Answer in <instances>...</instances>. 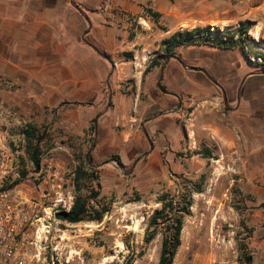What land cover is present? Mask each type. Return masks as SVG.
Returning <instances> with one entry per match:
<instances>
[{"label": "rangeland", "instance_id": "374dc122", "mask_svg": "<svg viewBox=\"0 0 264 264\" xmlns=\"http://www.w3.org/2000/svg\"><path fill=\"white\" fill-rule=\"evenodd\" d=\"M165 1L172 5L180 3L185 10L188 0ZM195 1V10L199 11L198 3L202 0ZM239 1L242 0H206L211 6V15ZM243 1L247 4H243L242 15L233 22H223V28L219 27L235 32L241 23L251 26L246 52L238 48L245 57L244 64L241 67L237 64L238 70L233 77L245 75L250 66L264 72V10L258 8L251 12L250 6V3L260 6L264 0ZM147 3L148 0L139 3L144 7L139 17L120 8L118 0H104L99 10L113 11V16L119 18L118 23L126 25L123 30L130 33L161 32L163 25L150 18L146 12ZM17 4L27 7L34 3L20 0ZM50 5H66L67 10H71L70 0H50ZM21 10L18 16H27ZM67 22L66 57L59 66L52 61L45 67L47 82H38L30 75L0 74V119L5 143L18 158L20 182L34 186L41 169L48 172L58 165L66 182L65 189L76 196L75 172L79 165L88 169L87 155L95 134V129H91L93 122L86 123L89 117L84 106L75 109L67 104L57 109L44 108L42 99L26 97V94H104V104L108 103L111 65H107L101 55L98 54L97 61L78 47L85 45L81 38L87 28L85 21L80 24L78 19L77 24L73 23L68 15ZM192 23L177 31L205 27L198 22ZM72 26L76 27L75 31ZM159 36L157 38L161 39ZM154 54L161 56L162 48ZM231 56L240 59L238 53ZM97 71L103 72L99 84L80 81L92 78V73ZM116 86H121L123 94H130L134 91V80L125 78ZM30 127L37 128L39 135H46L39 144V169L27 151L25 132ZM175 132L160 130L152 139L154 147L150 150L141 128L127 141L120 137L119 128L115 140L117 148L113 152L101 156L92 154L91 166L99 170L101 203L109 212L101 221L72 224L61 220V231L45 243L47 247L42 251L40 264H159L162 235L146 243L149 221L162 207L159 198L167 192L178 195L185 186L199 183L202 174L207 176L203 191L193 194V206L185 219L174 264H264V209L259 207L264 203V155L257 154L264 150V132H253V136L239 132L237 144L233 142L232 145L217 130H200L190 138L184 126L186 135L180 141L175 139ZM204 148L210 150L211 158L200 154ZM146 152L148 154L141 158ZM252 152L256 153L250 156ZM116 156L123 165L118 166L120 162ZM89 187L90 184L86 193L90 192ZM33 195L38 194L34 192ZM254 238L258 243L252 242ZM247 258H251L249 262Z\"/></svg>", "mask_w": 264, "mask_h": 264}, {"label": "crops", "instance_id": "0c3cea01", "mask_svg": "<svg viewBox=\"0 0 264 264\" xmlns=\"http://www.w3.org/2000/svg\"><path fill=\"white\" fill-rule=\"evenodd\" d=\"M19 1L0 0L1 75L24 74L38 82H47L45 67L51 65L52 61L59 66L66 57L64 48L68 41V15L74 20L73 23L77 24L78 19L80 24L84 21L87 23L81 37L85 45L78 46L80 50L99 60L98 53L84 41L89 28L88 18L91 28L86 40L115 64L111 78L112 102L108 109L107 104H104V94H26L28 98L42 99L44 108L57 109L67 102L66 99L75 109L84 106L89 117L86 119L87 124L103 112L98 119L94 155L101 156L117 148L115 140L119 128L120 137L125 141L137 134L140 128L145 138L146 131L151 140L160 130L176 131L177 141L186 135L184 126L190 138L200 130H217L230 145L233 142L237 144L239 132L249 136H253V132H264V72L260 73L250 66L245 75L233 77L238 70L237 64L240 67L244 64L245 57L238 48L225 51L209 46H182L178 48L177 56L167 59L164 65V61H160L161 65L145 74L150 63L154 59L159 60L154 52L160 51L163 40L170 38L183 25L198 22L200 26L216 25L223 28V22H233L242 15L243 4L247 2L242 0L234 6H224L211 15V6L206 0L198 3L201 7L199 11L195 10V0H188L185 10L180 3L172 5L165 0H148L146 12L155 22L163 25L162 33L152 31L134 34V31L130 33L123 30L126 25L118 23L119 18L113 16V11L99 10L104 0H75L85 16L74 8L71 0L70 11L66 5L51 6L50 0H25L34 3L27 7L18 6ZM140 2L118 0V6L139 17L144 8ZM250 6L251 12L258 8L264 10V4L259 6L255 3L253 6L250 3ZM20 8L27 16H18ZM148 10L160 14V17L154 18ZM7 13L10 16H4ZM75 26H72V31L76 30ZM159 34L161 39L157 38ZM232 53H238L240 59L233 58ZM72 59L76 60L77 57ZM111 62L106 60L105 63L111 65ZM102 75L103 72L97 71L92 73V78L80 81L99 84ZM125 78L134 80V91L130 94H123L121 86H116ZM223 81L225 83L221 85ZM255 153L252 152L250 156ZM257 154L264 155V150ZM252 242L258 243L257 238Z\"/></svg>", "mask_w": 264, "mask_h": 264}, {"label": "trees", "instance_id": "16d2710c", "mask_svg": "<svg viewBox=\"0 0 264 264\" xmlns=\"http://www.w3.org/2000/svg\"><path fill=\"white\" fill-rule=\"evenodd\" d=\"M148 12L154 18L160 17V14L152 10H148ZM250 30V24L246 25L241 23L235 32L221 30L219 27L212 28V26L196 27L190 31H177L170 38L163 40V54L158 57L159 60L154 59L150 63L145 74L149 73L154 67L161 65L160 61H164V65L167 59L177 56V50L182 46H209L225 51L240 48L245 53V43H249ZM253 63L251 61L252 65H254ZM67 104L71 103L63 102L62 105ZM96 117L92 121L91 129L93 131L95 129L94 123ZM25 136L28 143V154L37 169H39L41 162L39 144L46 139V135H39L37 128L30 127L26 130ZM34 141H36V145ZM200 154L204 158L212 157L208 148H204ZM116 157L119 159L120 164L123 165L121 159L118 156ZM87 163L88 169L83 167V165H79L76 168V196L74 205L70 212L58 214V218L62 221L72 224L86 221H101L109 212V208L101 203L100 196L102 187L99 180V170L91 166L89 153L87 155ZM206 177L205 174H202L199 183H192L191 186H185L184 191L178 195L167 192L160 196L159 201L162 207L151 217L146 229V243H151L159 234L162 235L159 264H174L181 246V234L185 219L191 213L193 206V194L202 193ZM94 183H96V186H93ZM88 184H90V192L86 193ZM259 207L264 209V203H261ZM250 259L247 258V262Z\"/></svg>", "mask_w": 264, "mask_h": 264}, {"label": "built area", "instance_id": "2783aa9c", "mask_svg": "<svg viewBox=\"0 0 264 264\" xmlns=\"http://www.w3.org/2000/svg\"><path fill=\"white\" fill-rule=\"evenodd\" d=\"M5 140L0 122V264H40L45 243L61 231L58 214L71 211L75 195L58 165L41 169L34 186L20 182L18 158Z\"/></svg>", "mask_w": 264, "mask_h": 264}, {"label": "water", "instance_id": "95a60500", "mask_svg": "<svg viewBox=\"0 0 264 264\" xmlns=\"http://www.w3.org/2000/svg\"><path fill=\"white\" fill-rule=\"evenodd\" d=\"M71 3L72 5L74 6V8H76V10H78L82 15L85 16L83 10L81 9V7L75 2V0H71ZM87 22H88V25H89V28L87 29L86 33H85V36H84V41L89 44L98 54H100L103 58H105L106 60H108L109 62H111V59L105 55L104 53L101 52V50H99L96 46L94 45H91L87 40H86V35L90 32V28H91V23L90 21L88 20V18H86ZM111 71H110V76L108 78V84H107V87H108V91H109V94H108V103H107V108L108 109L110 106H111V102H112V86H111V78L114 74V71H115V64L111 62ZM196 70V69H195ZM204 72V71H203ZM103 115V112L97 117L95 123H94V127H95V134H94V139H93V144H92V147H91V150H90V153H89V159H90V162H92V154H93V151L96 147V141H97V136H98V119ZM145 135L147 137V139L149 140V143H150V146H151V150L153 149V142L152 140L150 139L148 133L145 131ZM148 154V152H146L145 154H143V157H145L146 155ZM140 158V159H141ZM110 162H106L105 164H108ZM118 166H120V163H117Z\"/></svg>", "mask_w": 264, "mask_h": 264}]
</instances>
